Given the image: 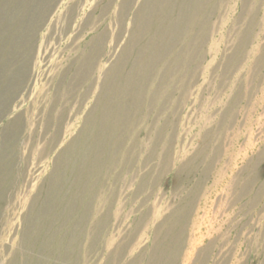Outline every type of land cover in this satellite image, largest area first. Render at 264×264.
I'll list each match as a JSON object with an SVG mask.
<instances>
[{"label":"rangeland","instance_id":"1","mask_svg":"<svg viewBox=\"0 0 264 264\" xmlns=\"http://www.w3.org/2000/svg\"><path fill=\"white\" fill-rule=\"evenodd\" d=\"M0 264H264V0H0Z\"/></svg>","mask_w":264,"mask_h":264}]
</instances>
